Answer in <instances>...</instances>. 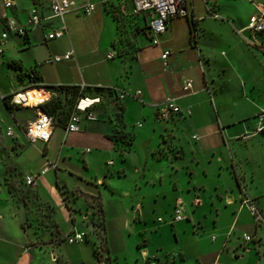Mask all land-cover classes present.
<instances>
[{
  "label": "crops",
  "instance_id": "1",
  "mask_svg": "<svg viewBox=\"0 0 264 264\" xmlns=\"http://www.w3.org/2000/svg\"><path fill=\"white\" fill-rule=\"evenodd\" d=\"M15 1L7 12L19 23H27L33 7L46 19L41 25L28 27L27 39L9 34L3 49L14 58L17 82L0 96L31 88L46 92L40 90L43 100L39 104L11 99L15 108L8 109L9 120L0 131L9 136L7 130L12 127L17 138L8 140L6 146L14 152L17 145L19 150L8 158L7 165L0 161V202L8 197L1 182L7 169L25 176L54 162L57 167L40 178L55 171L61 205L71 220L64 229L57 206L51 203L39 178L33 188L41 210L31 208L34 212L30 215L41 231L31 229L34 240L41 237L53 245L55 235L64 237L70 231L91 232L97 243L103 236L105 264L121 259L124 264H264V133L255 131L257 114L264 108V38L246 29L264 0H214L212 8L219 18L211 16L203 0H194L188 17L171 18L158 44L153 43L148 27L149 14H135L133 0L109 4L75 0L79 7L93 2L96 10L90 16L81 8L68 12L64 16L66 34L56 40H47L46 35L61 27L62 21L52 17L45 0ZM230 5L234 10L226 9ZM243 7L247 12L240 16L236 9ZM4 11V1L0 0L2 33ZM166 49L171 52L167 66L162 59ZM69 51L73 55L68 59L46 61ZM33 69L41 76L38 82H31L27 75ZM187 79L193 80L192 92L182 90ZM73 84L90 87V98H101L92 108L96 119L83 116L79 132L55 125L49 142L31 143L26 126L36 117L37 106L52 96L41 86ZM98 87L103 89L100 95L94 90ZM121 94H125L122 99ZM169 98L181 112L162 119L159 106ZM119 103L124 107L122 126L116 117ZM107 104L113 114L101 120ZM139 117L147 123L139 122ZM130 124L138 126L139 132L146 131L148 146L152 150L155 142L153 150L160 154L147 153L144 166L138 157L133 173L139 177L127 187L119 179L129 175L123 163L134 148ZM129 137L131 148L123 151ZM29 147L41 153V167L32 164L27 168L24 156ZM98 160L103 165L101 171L95 170ZM62 173L79 182L75 188L66 189ZM118 191L120 197L116 196ZM80 198L84 203L78 202ZM94 199L99 206L90 202ZM247 200L260 211L259 223ZM7 202L8 212L22 223L29 209ZM176 207L182 211L180 220L174 217ZM116 220L121 241L117 249L111 236ZM50 223L57 229L49 228ZM243 233L256 238L245 242Z\"/></svg>",
  "mask_w": 264,
  "mask_h": 264
},
{
  "label": "rangeland",
  "instance_id": "2",
  "mask_svg": "<svg viewBox=\"0 0 264 264\" xmlns=\"http://www.w3.org/2000/svg\"><path fill=\"white\" fill-rule=\"evenodd\" d=\"M247 7L237 8L236 11L243 16L247 12ZM227 10H234L233 6L226 7ZM188 22L187 19H185ZM2 33V29L0 27V35ZM7 42V40L5 41ZM5 44V43H4ZM4 44H1L0 39V47ZM9 50H6L4 54L0 53V92L1 91H8L13 83L17 82L16 79V71L13 68L14 62L12 57H9ZM32 89V88H31ZM39 89V88H38ZM46 92V91H44ZM35 107V106H34ZM15 108V107H14ZM14 110V109H13ZM11 110V111H13ZM103 113L104 110H101ZM24 113H29L24 111ZM30 114V113H29ZM109 114H113L110 109V106L107 104V112L104 113L101 120H104L109 116ZM135 115V113H134ZM10 112L8 108H6L2 97L0 96V127L1 129L6 127L7 121L9 120ZM138 121L142 124H146L147 120L143 117H139ZM130 132L134 134V148L132 150L131 156L128 158V161H125L127 171L129 173L128 177L119 179V181L124 182L125 186L130 185L132 180L135 177H139V175L133 173V169L135 164L138 162V157L142 158L144 166V159L147 153L150 156L155 152L153 150V146L155 142L151 143L152 150L150 146H148L149 137L146 134V131H140L138 126L129 125ZM160 131L156 132V136L159 137ZM13 138L7 136L6 134L0 131V161L3 162L4 165H7L8 158H13L14 152L19 150L18 146H14V152L9 150L6 146V142L10 139H16L17 135L12 136ZM170 148V147H169ZM155 149V148H154ZM158 149V147L156 148ZM175 150L172 151V153ZM120 154V153H117ZM155 154H160V151L157 150ZM15 157V156H14ZM53 157V156H52ZM25 162H27L28 166L33 164L34 167H41V153L37 148L29 147L24 156ZM98 162L95 165L96 171H101L103 168L102 162ZM151 166V162L147 163V167ZM143 171V170H142ZM4 178L1 180L2 184H5V190H7L6 199L4 202H0V264H105V254L101 251L104 250L103 244V236L100 238L99 243L95 242L92 239L91 232L86 233V240L77 243V244H70L66 238L67 236H56V242L52 245L51 242H47L45 240H41V237L35 238V233L32 231L33 229L37 232L41 231V225L36 223L35 217L30 215V212H36L41 210V202L38 201L39 196L37 195L35 189L27 184L24 181V175L22 172H15L11 169H7L4 173ZM144 180L145 176L142 177ZM60 179L66 183V189L69 191L76 187L79 183L77 180L70 176L67 173H62ZM40 184L42 188L46 190V194L48 198L51 200V203L56 205V209L58 211V216L62 220V227L64 229L69 228L71 220L67 217L68 215L65 213L63 206L61 205V196L60 191L58 188L56 189V179H55V171H51L46 176L40 178ZM128 187V186H127ZM120 192L116 194V196L120 197ZM7 201L13 202L14 205L17 206H25L29 209V214L27 213V218H23L22 223L18 220L17 217L12 215V213L8 212L9 205ZM78 202L84 203L83 200L78 199ZM94 206H99V202L94 199L91 200ZM32 203V204H31ZM34 211H32V209ZM97 212H100L99 209ZM40 216V214H39ZM51 222V221H50ZM5 223L6 225L3 227L2 224ZM118 220L115 221V227L113 228L114 232L112 233V245L115 249H117L121 241L119 239V234L117 231L118 228ZM35 226V227H34ZM33 228V229H32ZM49 228H57L53 224H49ZM48 228V229H49ZM28 231H27V230ZM32 229V230H31ZM116 229V230H115ZM96 231L100 235L101 230L97 227ZM72 231L69 232V234ZM55 238V237H53ZM110 239V238H109ZM32 240V241H30ZM131 245V244H130ZM132 245H135L132 243ZM25 250L29 252L26 254ZM116 260L113 262L114 264H124L123 260L121 259Z\"/></svg>",
  "mask_w": 264,
  "mask_h": 264
},
{
  "label": "built area",
  "instance_id": "3",
  "mask_svg": "<svg viewBox=\"0 0 264 264\" xmlns=\"http://www.w3.org/2000/svg\"><path fill=\"white\" fill-rule=\"evenodd\" d=\"M5 11L2 15L4 20L5 29L1 34V44H4L6 40H8L10 33H15L18 36H27V29L30 26H38L41 25L42 22L46 19L39 12L37 7H33L30 12V16L26 24L19 23L16 18L13 16H9L7 9L15 6V0H3ZM43 1V0H37ZM51 11L52 17L59 18L62 21L61 27L54 30L51 33L46 35L47 40H56L62 38L67 31L66 24L64 22V16L73 10L81 8L82 12L90 16L96 10V4L90 1H87L83 6L79 7L76 4L75 0H45ZM104 4H109L114 0H102ZM134 1V13L141 14L147 13L150 16L149 29L152 34L153 43L158 44L159 36L165 33L168 29L171 18L180 16V17H188L191 9H193V1L194 0H133ZM206 4L207 9L209 10L211 16L213 18H219L217 12L212 8V3L214 0H203ZM252 33L260 34L264 38V5H258L257 12L254 13L246 26ZM245 40L249 43L253 41L245 37ZM4 49L3 46L0 47V53L3 54ZM170 50L166 49L162 53V59L164 65L168 64V57L170 55ZM73 55L72 51L67 52L64 55H53L49 57L46 61L48 63L59 62L63 59H68ZM112 55H110L111 57ZM182 90L185 92H192L193 90V80L187 79L183 85ZM26 91V90H25ZM20 94V92H16L12 101L14 103H20L16 97ZM139 95V93L137 94ZM125 94H121L119 97L124 98ZM89 101L83 105L85 101ZM101 101L100 97L90 98V97H82L76 104L75 109L70 114L68 123L66 125V129L68 132H79L81 131V120L86 117L89 120L96 119V115L92 111V108ZM181 108L175 104L172 98L167 99L159 106V117L162 119H168L172 113H180ZM54 118L49 115L42 108L37 106V115L31 120L25 130L26 137L28 140L35 144L37 142L47 143L50 141L53 130H54ZM256 132L264 133V108H262L257 114V126L255 128ZM7 134L9 136H15L14 130L10 127L7 130ZM57 164L54 162H49L39 173L36 174H26L24 176V181L27 185L31 187H36L38 185V179L41 175L46 174L51 169H55ZM249 205L251 212L255 218L256 223H259L262 220V215L258 210L257 206L251 201H246ZM175 219H182V211L179 207L175 208ZM85 232H72L67 235L66 240L70 244H77L85 241ZM245 242H251L255 240L256 236L253 234L243 233L242 235Z\"/></svg>",
  "mask_w": 264,
  "mask_h": 264
},
{
  "label": "trees",
  "instance_id": "4",
  "mask_svg": "<svg viewBox=\"0 0 264 264\" xmlns=\"http://www.w3.org/2000/svg\"><path fill=\"white\" fill-rule=\"evenodd\" d=\"M118 22L121 21L120 17L117 16ZM120 24V23H119ZM28 36L25 37L27 39ZM28 77L30 78L31 82H38L41 80V76L36 69H33L27 73ZM46 90L52 92V96L49 100L44 102L42 105H39L44 111H46L49 115L54 118L55 125H62L66 126L70 114L76 107V104L82 97H90L88 95L89 91L92 90L90 87H82L80 85H61V86H51V85H42ZM41 90V89H40ZM42 89L41 91H43ZM97 95L102 93V88L98 87L94 89ZM45 91V90H44ZM43 91V92H44ZM108 92L111 94H116V92L112 89H108ZM13 95H5L2 99L5 103V106L9 110L14 109V105L11 102ZM119 97L117 96V101L119 102ZM119 112L116 114L117 120L119 121V125H123V105L121 103L118 104ZM132 145V138L129 137L125 140V145L122 150L127 151L131 148Z\"/></svg>",
  "mask_w": 264,
  "mask_h": 264
},
{
  "label": "bare ground",
  "instance_id": "5",
  "mask_svg": "<svg viewBox=\"0 0 264 264\" xmlns=\"http://www.w3.org/2000/svg\"><path fill=\"white\" fill-rule=\"evenodd\" d=\"M16 99L19 102H25L27 105H34L41 103L43 100V94L38 88H32L26 92H20ZM87 102L89 101L86 100L83 105Z\"/></svg>",
  "mask_w": 264,
  "mask_h": 264
}]
</instances>
